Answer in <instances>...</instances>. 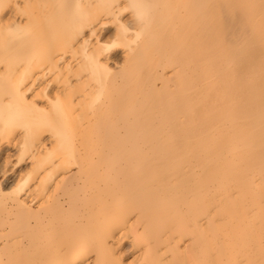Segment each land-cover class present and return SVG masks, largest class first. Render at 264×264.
I'll use <instances>...</instances> for the list:
<instances>
[{
	"label": "bare ground",
	"instance_id": "obj_1",
	"mask_svg": "<svg viewBox=\"0 0 264 264\" xmlns=\"http://www.w3.org/2000/svg\"><path fill=\"white\" fill-rule=\"evenodd\" d=\"M196 1L170 5L168 21L154 12L158 0H0V57L9 56L0 70V129L15 122L13 100L41 113L28 127L54 128L51 148L44 140L33 145L40 163L31 182L0 181V264H216L201 260L211 245H228L218 234L224 211L204 210L197 197L211 188L244 194L251 172L264 168V123L251 121H264V110L247 108L251 90L264 86V19L256 21L264 0H220L208 14L201 13L208 0ZM127 9L132 17L124 20ZM196 15L212 21L194 30ZM109 24L112 37L103 33ZM179 25L192 36L259 37L246 50L227 41L225 61L200 66L224 47L214 40L208 52L203 39L197 53L186 54L192 75L185 84L171 60L184 46ZM117 45L124 47L122 73L111 79ZM154 60L163 73L150 74ZM168 65L176 66L172 76ZM48 73L52 85H44ZM176 77L182 90L171 96ZM239 82L255 85L246 91ZM185 101L191 114L182 124L176 113ZM44 161L52 162L46 171ZM230 179L236 183L224 182ZM239 247L224 257L245 262Z\"/></svg>",
	"mask_w": 264,
	"mask_h": 264
},
{
	"label": "rangeland",
	"instance_id": "obj_2",
	"mask_svg": "<svg viewBox=\"0 0 264 264\" xmlns=\"http://www.w3.org/2000/svg\"><path fill=\"white\" fill-rule=\"evenodd\" d=\"M158 1L159 2L157 4L162 3L163 7L160 8L162 5L161 6L156 5L154 8V12L162 15L165 13V11L167 9L169 10L170 5H173V6L182 5L185 7V6H187V3L190 0H188V1L187 0H158ZM195 1L196 0H194V2ZM211 1L212 0H208L206 2V8L205 7H204V9L202 8L201 13H203L205 11L208 14L209 9L212 12V9H211L212 4L215 2H219L220 0H213L212 2ZM201 2H202V0L199 2L196 1V4L198 5ZM126 5L127 4L125 2H123V7H126ZM10 7H12V6H10ZM26 10L29 13V11H32L33 8H28ZM34 11L36 12V9ZM161 11H162V13H161ZM169 11H171V10H169ZM258 12L259 13H257L256 21L258 20L257 22L260 24L264 19V14H263L264 13V7H263V9L261 8ZM171 14H172V12L168 13L167 15L165 13L166 16L164 17V19L170 21L173 17ZM261 14H263L262 17H261ZM121 17L124 20L131 19L132 11L127 9ZM157 18L158 17H156V19ZM194 18H195L194 25H193L194 30L196 28H198L203 22H209L210 23L212 21L211 16L210 17L207 16L205 18H203V17L200 18L199 16L196 15V16H194ZM33 22H35V20ZM154 26L157 28H153V32H160V34H161V31H159V26L157 25V23ZM260 28H261V26H260ZM115 29H116V27L114 25L109 24V25H107V29H105V32H103V33L106 34L108 31H110L111 33L108 34L107 37H112L114 32H115ZM185 29H187V28H185ZM191 32L188 30H184V28L182 26H180V28L177 31V34H179L181 36V42H183L184 46L179 47V50L177 52L180 55L184 54V58L180 57L178 55V53H177V55L173 56L174 58H171V60L175 59L174 62H178L176 64L177 67L178 66L181 67L179 69L182 71V74H184V76H185L182 78V79H184L185 84H186V82H188L190 76L192 75V73L189 71L188 66H187V61H186L187 55L186 54L197 53L198 52V43L200 44V42L203 39L207 38L209 40V43L207 42L208 46H209V47H207L208 52L213 51L212 50L213 44L211 45L210 43H211V41H214V40L224 43V47H222L220 49L219 53L216 56L210 57L209 60H207V61H205V60L200 61L199 60L198 63L200 66L208 64V63H209V65H211L213 63H221V62L225 61L228 57L227 56L228 53L231 50V47H229V44L227 41H232V42L236 41V43H238V44L240 43L241 46H244L246 44L244 46V50H246L253 43H255L259 37V35H253L251 33H249V34L247 33L248 37L245 35L243 38H240L239 36H238L239 38L238 37L235 38L234 37L235 35H233V34H231L232 36L231 35H228V36L225 35L226 36L225 37L222 35H220V36L219 35H209L208 36L206 34L201 35V33L200 34L198 33V34H196V36H194V35L192 36ZM258 33L260 34L261 32L258 31ZM158 38L160 40H162V38L160 36H157V39ZM55 39L56 38H54L53 36L50 35L46 41L48 43H54ZM114 40L115 39H112L109 41L112 43ZM240 40H241V42H240ZM249 41L252 42L251 45H250ZM226 45H228V46L226 47ZM236 46H238V45H236ZM123 51H124V47L122 45H117L113 48V50H112L113 61L114 62L116 61V62L115 63L112 62V65L110 63V66H112L111 67L112 71L109 73L108 78L111 77V79H112V76L115 73L118 75V77L120 79V74L122 73L120 71L122 70V67H123V63H122V59H121ZM114 52H116V53H114ZM48 58H49V55L46 54V56L42 57V61L44 62ZM0 59H2L1 61H4L0 65V70L5 71L4 63L6 61H8L9 56L4 55V56L0 57ZM120 63L122 64V66L120 65ZM191 63L193 66L195 64H197V63H194L192 60H191ZM148 65H151L150 66L151 69H149V71L151 70L150 74H153V75L156 74L157 75V73H159V72L163 73L161 68L158 67L156 60L150 62ZM220 65H222V64H220ZM176 66L175 65H171V66L168 65V67H166V69H163V70H164L165 74L172 76L174 74V69H176L175 68ZM241 66H242V64H240V67ZM119 67H121V70ZM40 70L41 69L36 68L37 72H39ZM200 74L206 75L205 70L200 71ZM227 74H230V73H227ZM247 74L250 76L248 71H247ZM46 75H47L46 76L47 78L44 79L46 84H44V85L52 83V79L50 78L51 77L50 73H48ZM18 76H19V74L15 75L16 78ZM154 79H155V77H153L151 79V83L148 82L147 84L143 85V86H145L146 90H148L150 88L149 86H151L152 84L155 83ZM244 79H248V78L245 77ZM72 80H74V78H72ZM179 81H178V78L176 77L174 80L175 83L171 84L173 87V90L170 89V95L171 96H175L176 94H178L182 90V89H179V87H178V85L180 84ZM156 84L159 87H161L163 82L157 81ZM238 84L240 86L241 85L246 86V88H242L243 90H246V91H250L252 89L250 87L252 85H255L254 82H252V83H250V82H244V83L239 82ZM50 85H52V84H50ZM211 85H215V83L211 84ZM223 85L224 84H220V86H221L220 89H222ZM122 86H123V82L121 80L120 81L118 80L117 87L122 88ZM29 87H31V85L28 86V88ZM59 87L60 86L58 84H56L55 86H52L48 91L51 92L53 90H58ZM34 89H38V86H36ZM257 89H260V90H257ZM211 90L212 89H210V91ZM197 91H198V93L200 92L199 89ZM251 91H253L252 93H250L251 95L259 94L260 97L252 99V97L250 95L251 100H249V104H248L247 108H250L252 105L251 108L258 107L259 110H262V109L264 110V86H261L260 88H256V89L254 88ZM110 92H111V90H110ZM108 95H109V93H108ZM239 95H240V93H239ZM230 96H232V95L231 94L228 95L226 99H229ZM41 100H42V98L39 97L38 101H41ZM189 101L192 103L193 100H189ZM240 103H242L241 99H236L235 102L232 103V105L236 107ZM254 103H256V104H254ZM11 104H13L12 108H11L13 110V112H11V114L16 116V119L14 118L15 122L13 124H11V126H9L10 128H8V129H5V128L2 130L0 129V181H2L6 177H8V178L10 177L9 179L11 181H15V184H16V182H18L16 185H20L21 183L25 182L26 180H28V182H31L36 177L35 167L37 166V164L40 163V161H38L37 159H34L32 157L33 145L37 144V142L39 140H44V141H46V143H45L46 147L51 148L52 142L54 140V138H53L54 128L51 129L48 127V128L37 129L34 127H28V126L32 125L34 122H36V119H38V117L41 115V113L36 112L32 107L31 108H28V107L25 108L23 103L19 100H13L11 102ZM262 105H263V107H262ZM189 107H190V103L188 101H185L183 106L176 113L182 124L187 123V117L186 116H189V114H191V111L188 110ZM24 112H27L28 115L27 116L25 115L22 118V116L24 115ZM206 113H207V111H206ZM182 114H184V116ZM48 115L49 114H46V116H48ZM66 121L69 122V118H67ZM221 121H226L225 117H222L220 122ZM251 121L253 122L254 126L255 125L259 126V125H262V123H264V121H261L260 119L255 121L253 117H251ZM26 123H27V125H26ZM259 132L260 133H258V134H260L261 136H264V132H262V131H259ZM51 140H52V142H51ZM261 144L264 147V140L261 141ZM53 145H55V144H53ZM44 162L45 163H43L42 165L40 164L42 166V167L41 166L40 167L46 171L51 167L52 162L51 163H50V161H44ZM262 162H264V161H262ZM57 164L59 165L60 162L57 161ZM262 165H263V163H262ZM261 167L262 166L256 168L255 170H253L251 172L253 175L251 177L250 183L248 184V187H247L248 190L244 194L236 196V195H233L234 194L233 192H226V193L220 192V191L218 192L214 188H211V190H209V192H207L208 191L207 189H204L202 191L203 193H200L199 197H197V199H198L197 202L204 204L203 205L204 210H209V212H210L213 208L220 209V211H224L221 214L226 219L225 224L219 226L218 234L222 235L220 243L222 241V244L223 243L228 244L227 246H225L227 249H225V247L223 246L224 244L220 245V247H219V244L218 245H216V244L211 245L208 248V250L205 251L206 253L203 255L205 258V259L201 260L203 263L205 262V260L208 259V254H209L210 257H211V255H213V259L215 260V262L217 264V262L223 261L225 253H228V255H231V253H233V252H239L240 251L239 246H241V249L243 250V252H245L244 253L245 262H240V264H264V257H262V255L264 256V209H263L264 208V168H261ZM66 170H68V169H66ZM20 179H22V180H20ZM224 182H226L229 185L236 183L235 179L226 180ZM218 186H220V184H218ZM224 206L225 207L230 206V209L226 211L223 208ZM214 212H215L214 214L216 215L218 213V210H214ZM207 214H209V213H207ZM227 238H228V241H227ZM213 241L214 240H211V242H213ZM228 248H230V249H228ZM127 257L128 256H126L127 260L131 259V257H128V258ZM226 262L227 263H225V264H236V262L232 258H231V261L226 260ZM220 264H223V262Z\"/></svg>",
	"mask_w": 264,
	"mask_h": 264
},
{
	"label": "crops",
	"instance_id": "obj_3",
	"mask_svg": "<svg viewBox=\"0 0 264 264\" xmlns=\"http://www.w3.org/2000/svg\"><path fill=\"white\" fill-rule=\"evenodd\" d=\"M210 255H211V254H210ZM209 258L212 259V260H214V259H213V255H211V257H210L209 254H208V259H209ZM226 260H227V259L224 257V258H223V261L217 262V264H220V263H222V262H223V264H225V263H227ZM214 261H215V260H214ZM227 261H228V260H227Z\"/></svg>",
	"mask_w": 264,
	"mask_h": 264
}]
</instances>
